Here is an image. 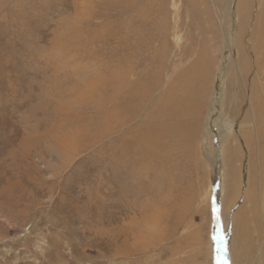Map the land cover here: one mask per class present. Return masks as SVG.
<instances>
[{"label":"rangeland","instance_id":"1","mask_svg":"<svg viewBox=\"0 0 264 264\" xmlns=\"http://www.w3.org/2000/svg\"><path fill=\"white\" fill-rule=\"evenodd\" d=\"M203 2L0 0V264H264V171L253 163V184L229 193L202 131L188 149L165 136L188 127L172 120L174 71L200 65L210 97L243 20L264 99V0ZM124 31L138 59L127 84ZM230 59L223 81L245 104Z\"/></svg>","mask_w":264,"mask_h":264},{"label":"bare ground","instance_id":"2","mask_svg":"<svg viewBox=\"0 0 264 264\" xmlns=\"http://www.w3.org/2000/svg\"><path fill=\"white\" fill-rule=\"evenodd\" d=\"M189 1H191L195 7L196 6L199 7V5L204 3L203 0H189ZM220 2L222 3L223 0H220ZM224 12H225L224 20L226 21V19H228V16L230 14L229 12H227V9ZM243 16L245 18V13H243ZM259 18L263 19V21H261V24L263 22V27L260 28V31L263 33L262 36L264 37V4L261 12L259 13ZM244 23H246L245 20L240 22V24L238 23L240 26L237 30L235 41L233 45L230 43L226 48L227 49L226 51L229 54V58H224V60L221 63V69H219L220 71L218 73L219 75L217 77V83L214 87V90L212 89V93L210 97L208 96V91L205 88L206 82L204 80L205 78L202 74V69L200 65H197L195 63L194 65H192L187 69L184 70L178 69L177 71H174V73H176V76L173 77V80L171 82L172 83L170 88L171 93L169 95V98H171L173 103L171 100H169L168 102L170 106L173 105V109H171V111H173L172 120H175L179 125H181V127L187 125L189 128L187 127L186 135L182 134V136L181 135L178 136L174 133L171 135H165L167 137L166 139L169 140V144L171 146L172 144H174L175 147H178V145L176 144L178 143V138H181L179 141V146L181 148L186 147L188 149L187 142L189 141L196 143L199 140V133L202 131L201 134V136L203 137L202 146H204V150L207 151L206 159L204 163L206 164V166L212 165L215 168L217 167L215 166L217 165V161L219 159L221 160L222 167L223 165L226 166L228 171V176H229L228 192L229 193L234 192L235 195L236 193H238L236 192V190L237 187L239 188L238 185L241 177H243L244 171L247 174H250V171L253 170L251 169L253 163L257 164L258 171H260V169L264 171L263 168L264 166V99L263 97H261L259 91L256 90L255 88L256 86L250 87L251 86L250 84H254V83L251 80L249 81V78L247 77L251 69L247 66V59L245 56L246 49L243 48V44H241V40H240V33H242L241 31H243L244 29ZM223 29H225V27ZM124 34L125 37L123 38V42H122L123 43L122 65H123V71L126 72L124 76V80L125 83L127 84L129 82L130 75L132 73L133 74L137 73L135 69L129 70L128 68L131 64V60H133V62L136 64L138 59H137V51L130 47L131 36L129 35L128 31L125 32ZM134 40L136 44V39L134 38ZM125 49L128 50L127 51L128 53L127 52L125 53ZM230 57L233 58L232 61L234 65L237 67V70L241 69V73L243 72L242 76L244 77V81L241 78V82H239V86L242 87L243 94H246L247 96V100L245 104L239 102L240 100H242L240 99V97H239V101L236 103H234L235 100L232 99L233 97L232 92L239 91V89L236 88L234 77L232 78L230 83L228 82L229 83L228 85H226L225 82L223 81V71H225V66L231 60ZM199 58L197 60H200ZM226 59L228 63H226ZM197 60L195 62H197ZM133 67L135 68L134 65ZM201 79H203V81ZM134 81L133 82L131 81L132 86L135 83ZM130 91L131 90L125 91L126 97L128 96V93ZM167 101H168V97H167ZM166 106L167 105H165V108ZM166 110L165 113H167L170 109L167 108ZM176 110L178 113H176ZM201 119H204L203 123H201ZM248 122H252V124L250 125L251 126L250 130L253 129L252 134L249 133L248 130L249 126L247 124ZM138 129L139 127L137 126L133 127L131 132L132 131L137 132ZM251 137H254L255 139L254 144L256 146V151H254L255 152L254 155L252 154L253 151L252 148L250 147L252 145ZM161 139L164 140L165 138H161ZM174 140H177V142H174ZM154 144L160 147L163 144V141L161 143L160 142L158 143L157 140L154 141ZM158 146H156L155 148H157ZM190 149L193 150L192 145H190ZM191 150L190 153L191 154L194 153ZM238 163L239 165H237ZM243 179H245V181L248 184L251 182L253 184V179L252 181L250 180V175H247L246 178L243 177ZM258 179L261 183L264 182V176H261L260 174L258 175ZM231 187L233 188L234 191L232 190ZM252 192H253L252 190H249L246 198L247 197L251 198ZM231 198H233V196ZM241 212H242L241 214L242 216L236 218L237 220L244 218L246 215L245 212H248V209L245 211L243 210V208H241Z\"/></svg>","mask_w":264,"mask_h":264}]
</instances>
